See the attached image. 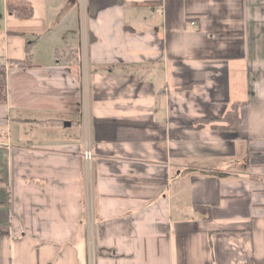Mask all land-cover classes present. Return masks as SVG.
I'll list each match as a JSON object with an SVG mask.
<instances>
[{"label":"crops","instance_id":"obj_1","mask_svg":"<svg viewBox=\"0 0 264 264\" xmlns=\"http://www.w3.org/2000/svg\"><path fill=\"white\" fill-rule=\"evenodd\" d=\"M3 72L0 264H264V0H0Z\"/></svg>","mask_w":264,"mask_h":264},{"label":"trees","instance_id":"obj_2","mask_svg":"<svg viewBox=\"0 0 264 264\" xmlns=\"http://www.w3.org/2000/svg\"><path fill=\"white\" fill-rule=\"evenodd\" d=\"M20 16L23 17H28V16H32V11H30L28 13L27 10H21L19 13ZM28 56L25 60H17L15 61L17 65H31V59H32V55H31V51L28 48ZM0 94H1V102L5 103L7 101V78H6V74L3 72L1 74V82H0Z\"/></svg>","mask_w":264,"mask_h":264},{"label":"built area","instance_id":"obj_3","mask_svg":"<svg viewBox=\"0 0 264 264\" xmlns=\"http://www.w3.org/2000/svg\"><path fill=\"white\" fill-rule=\"evenodd\" d=\"M82 2H84L85 0H80ZM193 27H196L195 23H192ZM84 158L85 161L91 166L92 160H93V152L91 150V148H86L85 152H84Z\"/></svg>","mask_w":264,"mask_h":264},{"label":"rangeland","instance_id":"obj_4","mask_svg":"<svg viewBox=\"0 0 264 264\" xmlns=\"http://www.w3.org/2000/svg\"><path fill=\"white\" fill-rule=\"evenodd\" d=\"M77 132V131H76ZM85 134V130L83 129V135ZM80 137H83L81 132H78V135H75L74 138L79 140ZM90 166V165H89Z\"/></svg>","mask_w":264,"mask_h":264},{"label":"water","instance_id":"obj_5","mask_svg":"<svg viewBox=\"0 0 264 264\" xmlns=\"http://www.w3.org/2000/svg\"><path fill=\"white\" fill-rule=\"evenodd\" d=\"M66 125H69V124H66Z\"/></svg>","mask_w":264,"mask_h":264}]
</instances>
